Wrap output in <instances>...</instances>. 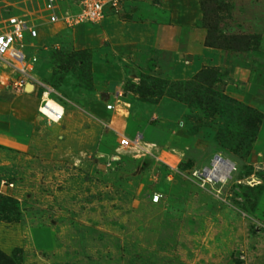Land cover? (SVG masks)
Here are the masks:
<instances>
[{
	"label": "rangeland",
	"instance_id": "rangeland-1",
	"mask_svg": "<svg viewBox=\"0 0 264 264\" xmlns=\"http://www.w3.org/2000/svg\"><path fill=\"white\" fill-rule=\"evenodd\" d=\"M78 2L56 0L59 18ZM42 10L0 0V32L13 16L38 25L26 60L64 112L44 118L41 86L7 88L0 67V254L264 264V0H127L72 28ZM118 133L156 153L118 155ZM216 159L233 168L223 182L204 176Z\"/></svg>",
	"mask_w": 264,
	"mask_h": 264
},
{
	"label": "built area",
	"instance_id": "built-area-1",
	"mask_svg": "<svg viewBox=\"0 0 264 264\" xmlns=\"http://www.w3.org/2000/svg\"><path fill=\"white\" fill-rule=\"evenodd\" d=\"M127 0H79L77 10L73 13H64V15L59 18L58 6L56 5V0H44V21L47 24H55L61 22L62 25L68 28L81 25H95L100 23L104 17L111 12H116ZM38 25L33 22H28L27 20L20 17H9L6 21L5 30L0 32V67L3 70H8L9 73H13L16 79L11 85H8L11 80L6 79L7 88L12 87L16 92H20L28 88L29 86H41L42 99L38 113L41 114L47 120L53 123H58L63 117L60 112L54 113H44L41 112V107L43 109L46 107L50 99L55 102L59 109L63 107L56 102L52 95L55 93L54 90L47 88L45 85L40 83L35 75L32 73V67L28 63L27 56L24 52V47L27 42H33L38 38ZM29 64V65H28ZM123 90H116L114 92L115 102L118 104L123 99ZM125 107L129 105L125 104ZM108 104L106 106V111L113 112L117 111L123 113L125 116L128 115V111H123L122 107ZM47 109V108H45ZM53 114V115H52ZM53 116H59L58 120L52 119ZM118 142L116 147V152L118 155L133 154L137 152H144L146 154L153 155L152 153L145 150L142 145L148 143L142 133H134L133 136L127 134L118 135ZM156 146L155 143H152Z\"/></svg>",
	"mask_w": 264,
	"mask_h": 264
},
{
	"label": "bare ground",
	"instance_id": "bare-ground-1",
	"mask_svg": "<svg viewBox=\"0 0 264 264\" xmlns=\"http://www.w3.org/2000/svg\"><path fill=\"white\" fill-rule=\"evenodd\" d=\"M46 100L48 101V103L45 107L47 109H45V108L43 109V107H41L40 108L41 112H44L47 114H50V113L55 114V112H58L57 109L59 107L57 106V104L55 102H52L50 99H46ZM142 147L150 153L155 152V147L151 144L144 143L142 145ZM232 170H233V168H232L230 163L216 159L215 161H213V169L207 170L205 172L207 181L213 180V181H217V182H223V181H225L226 177L228 176V173Z\"/></svg>",
	"mask_w": 264,
	"mask_h": 264
},
{
	"label": "trees",
	"instance_id": "trees-1",
	"mask_svg": "<svg viewBox=\"0 0 264 264\" xmlns=\"http://www.w3.org/2000/svg\"><path fill=\"white\" fill-rule=\"evenodd\" d=\"M52 98L56 102L60 103V99H58L56 96H52ZM0 264H13V261L5 255L0 254Z\"/></svg>",
	"mask_w": 264,
	"mask_h": 264
},
{
	"label": "clouds",
	"instance_id": "clouds-1",
	"mask_svg": "<svg viewBox=\"0 0 264 264\" xmlns=\"http://www.w3.org/2000/svg\"><path fill=\"white\" fill-rule=\"evenodd\" d=\"M58 112H60L62 114V109H57ZM52 119L54 120H58L59 119V116H53Z\"/></svg>",
	"mask_w": 264,
	"mask_h": 264
},
{
	"label": "crops",
	"instance_id": "crops-1",
	"mask_svg": "<svg viewBox=\"0 0 264 264\" xmlns=\"http://www.w3.org/2000/svg\"><path fill=\"white\" fill-rule=\"evenodd\" d=\"M123 134H126V133H121V134H120V133H118V134H117V136H118V135H123Z\"/></svg>",
	"mask_w": 264,
	"mask_h": 264
},
{
	"label": "water",
	"instance_id": "water-1",
	"mask_svg": "<svg viewBox=\"0 0 264 264\" xmlns=\"http://www.w3.org/2000/svg\"><path fill=\"white\" fill-rule=\"evenodd\" d=\"M204 176L206 177V174L204 173Z\"/></svg>",
	"mask_w": 264,
	"mask_h": 264
}]
</instances>
